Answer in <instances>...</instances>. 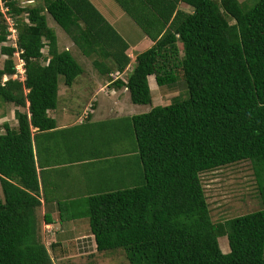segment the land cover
Listing matches in <instances>:
<instances>
[{"label": "trees", "instance_id": "16d2710c", "mask_svg": "<svg viewBox=\"0 0 264 264\" xmlns=\"http://www.w3.org/2000/svg\"><path fill=\"white\" fill-rule=\"evenodd\" d=\"M113 1L152 43L125 78L129 44L91 0H0V103L16 108L17 122L0 134V264H57L65 241L47 246L52 232L44 225L78 219L87 220L96 252L123 251L129 264H264V0ZM47 16L92 56L98 73L119 74L110 88L126 89L132 104H151V77L162 95L178 79L186 94L128 118L130 183L73 207L58 202L57 217L41 214L32 129H55L48 111L57 107L60 81L72 86L83 69L60 50ZM15 54L23 82L13 79ZM242 162L261 209L215 225L201 175ZM224 233L227 253L217 240Z\"/></svg>", "mask_w": 264, "mask_h": 264}, {"label": "crops", "instance_id": "0c3cea01", "mask_svg": "<svg viewBox=\"0 0 264 264\" xmlns=\"http://www.w3.org/2000/svg\"><path fill=\"white\" fill-rule=\"evenodd\" d=\"M122 37L129 44L130 59L135 60L133 51L135 46H132L123 35ZM143 41L152 45L145 37L139 40ZM91 69L92 73L97 74L91 76L93 81L88 80L89 84L97 86L95 93L90 97L84 94L86 100L78 103L83 95L76 92L77 83L85 73L84 69L72 86L59 84L57 107L48 111V116L55 121V129L45 132L32 129L35 135V161L43 196L42 215L48 210L57 217L58 202L65 206H76L88 196L124 187L135 176V172L128 169L127 164L130 163L125 160L124 154L134 146L128 118L140 112L134 111L126 89L110 88V76L98 73L93 66ZM149 85L152 93L153 82L150 81ZM103 87L106 88L104 93L101 92ZM99 95L101 99L97 100ZM5 105L0 103V107ZM11 107L14 115L16 108ZM117 108H121L124 113L120 114ZM148 111H142L141 114ZM6 117L5 114L0 116V126L8 124L14 128L7 122ZM13 125L17 126L16 120ZM0 131V134L3 133V128ZM84 225L87 226V230L86 227L83 228L87 232V237L93 242L86 219L65 222L63 225L60 223L44 225V230L52 232L49 236L53 237L51 241L59 239L66 241L62 234L74 236ZM55 232H59L61 238Z\"/></svg>", "mask_w": 264, "mask_h": 264}, {"label": "rangeland", "instance_id": "374dc122", "mask_svg": "<svg viewBox=\"0 0 264 264\" xmlns=\"http://www.w3.org/2000/svg\"><path fill=\"white\" fill-rule=\"evenodd\" d=\"M97 8L101 10L104 16L110 21L114 27L128 40V42L135 46L134 57L136 54L141 53L146 50L150 44H147L146 41L139 42V40H143L144 36L139 28L132 22V20L123 13V11L118 7V5L113 0H91ZM241 3H246L247 5H252L254 2L251 0H239ZM23 4H30L25 1ZM185 11H190L188 7L184 9ZM47 23L49 27H51L58 38V47L60 50L69 49L70 52L74 55L77 62L81 66V68L85 71L80 81H78V87L76 92L78 95H83L78 100V103L85 101L86 98L84 94L90 97L95 93L97 86L89 84V81H93L91 76L95 73H92L91 66H93V59L89 56H85L81 53L80 49L75 46L73 41L66 35V33L49 17L47 16ZM9 43H6L2 46H8ZM47 48L43 49L46 54ZM136 51V52H135ZM6 56L0 55V68L3 65ZM133 61L130 59V65L122 75V78L128 74L127 70H131L133 66ZM15 65L18 64V57L14 56ZM97 75V74H95ZM119 74H110V78H115ZM62 80V79H61ZM89 80V81H88ZM151 82H153L152 86V102L150 105H134V111L141 112L148 111L156 106H166L172 103L173 97L178 95H182V97H186L185 90L183 88L182 81L178 79V83L173 86L169 93L166 95H162L157 89L154 80L151 78ZM62 83V81H60ZM166 89V88H165ZM101 92H106V88L103 87ZM100 97V95H99ZM98 99H101L100 98ZM95 98V99H96ZM128 103V101H127ZM126 104V103H125ZM11 104L5 105V107H0V116L5 114L7 115V122L12 124L15 123L14 115L11 112ZM123 107V105H120ZM129 106V105H128ZM125 109L127 106L125 105ZM120 114L124 113L121 108H117ZM122 110V112H121ZM3 112V114H2ZM115 117V114L112 115ZM125 116V115H124ZM0 126V130H1ZM1 132V131H0ZM135 172V170H134ZM201 181L203 184V188L205 191V195L207 198V202L209 204L210 215L212 222L215 225L226 226L229 227L228 220H231L235 217L255 212L261 209L260 200L257 196L254 180L252 176V170L250 164L247 162H242L238 164H234L231 166H226L219 168L215 171L205 173L201 175ZM3 198L2 190L0 186V199ZM87 226L84 225L79 232L74 234V236H70L69 241H65L64 253L62 254V258L57 261V264H129L125 254L123 251H117L114 253H98L95 251V247L91 238L87 237V232L83 229ZM46 230V229H45ZM47 231V230H46ZM49 234L44 235V242L48 246L51 243L53 237L47 236ZM225 236H220L217 240L219 243L220 250L223 253H227L229 251L228 242H227V233H224Z\"/></svg>", "mask_w": 264, "mask_h": 264}, {"label": "built area", "instance_id": "2783aa9c", "mask_svg": "<svg viewBox=\"0 0 264 264\" xmlns=\"http://www.w3.org/2000/svg\"><path fill=\"white\" fill-rule=\"evenodd\" d=\"M8 21L10 22V28L8 30L9 31L8 40L15 43L16 39H17V34H16V31H15V29L13 27L12 22L9 19H8ZM13 46H15V44H13ZM16 56L18 57V64L15 66L16 73L13 76V79L14 80H18L20 82H23L25 80L24 62H23V60H21L19 58V54H16ZM5 81H7L6 77L3 78V82H5Z\"/></svg>", "mask_w": 264, "mask_h": 264}]
</instances>
